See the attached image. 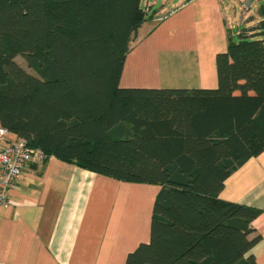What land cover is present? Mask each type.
<instances>
[{"label": "trees", "instance_id": "16d2710c", "mask_svg": "<svg viewBox=\"0 0 264 264\" xmlns=\"http://www.w3.org/2000/svg\"><path fill=\"white\" fill-rule=\"evenodd\" d=\"M257 16L216 55L215 89L122 88L140 0H0V126L46 159L160 186L125 264H255L260 211L218 194L264 151V2Z\"/></svg>", "mask_w": 264, "mask_h": 264}, {"label": "crops", "instance_id": "0c3cea01", "mask_svg": "<svg viewBox=\"0 0 264 264\" xmlns=\"http://www.w3.org/2000/svg\"><path fill=\"white\" fill-rule=\"evenodd\" d=\"M243 0H140L148 20L126 55L119 86L145 89H215V57L236 41L246 18ZM175 9L167 19L154 18ZM236 39V40H235ZM160 186L120 182L47 158L26 167L0 205V264H125L149 242ZM218 199L256 208L258 241L246 256L264 264V151L234 170Z\"/></svg>", "mask_w": 264, "mask_h": 264}, {"label": "built area", "instance_id": "2783aa9c", "mask_svg": "<svg viewBox=\"0 0 264 264\" xmlns=\"http://www.w3.org/2000/svg\"><path fill=\"white\" fill-rule=\"evenodd\" d=\"M264 0H243L240 3V13L246 18L256 6ZM175 9L162 13L154 18L156 23L167 19ZM46 155L37 148H32L23 140L17 139L5 128L0 126V205L8 207L10 188L19 180L23 171L29 165L43 164Z\"/></svg>", "mask_w": 264, "mask_h": 264}, {"label": "rangeland", "instance_id": "374dc122", "mask_svg": "<svg viewBox=\"0 0 264 264\" xmlns=\"http://www.w3.org/2000/svg\"><path fill=\"white\" fill-rule=\"evenodd\" d=\"M235 40H236V39H235ZM15 61H16V63H17L18 65H20L22 68H24V69L26 70V72H28V73H30V74H34L33 71L30 70V69L27 67V65H26V63H25V60H24V57H22V56H17V57L15 58Z\"/></svg>", "mask_w": 264, "mask_h": 264}]
</instances>
